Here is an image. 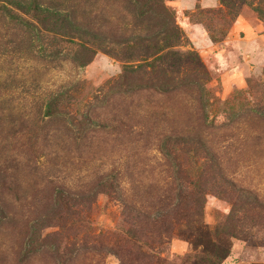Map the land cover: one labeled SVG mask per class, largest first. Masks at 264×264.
Here are the masks:
<instances>
[{
  "label": "rangeland",
  "instance_id": "374dc122",
  "mask_svg": "<svg viewBox=\"0 0 264 264\" xmlns=\"http://www.w3.org/2000/svg\"><path fill=\"white\" fill-rule=\"evenodd\" d=\"M166 1L173 47L143 38L152 0H0V264H193L192 212L222 264H264V216L205 151L264 200V0Z\"/></svg>",
  "mask_w": 264,
  "mask_h": 264
},
{
  "label": "trees",
  "instance_id": "16d2710c",
  "mask_svg": "<svg viewBox=\"0 0 264 264\" xmlns=\"http://www.w3.org/2000/svg\"><path fill=\"white\" fill-rule=\"evenodd\" d=\"M155 2L158 6H161L163 11H160L159 14L156 11H150L153 15L151 20L156 19L154 27H161L157 32L153 33V35H147L143 36L144 39H146L149 44L152 45H157L158 44V36H164V39L168 42L167 47H173L172 43L174 41L178 42L182 38H184V32L178 27V24H176L175 21V13L168 8L167 1L166 0H152ZM164 14V16H162ZM159 17V18H158ZM165 27L162 29V27ZM171 41V42H170ZM76 46L79 48L80 51L83 52H90L92 51V46L90 42H85L81 41L78 43H75ZM53 54L58 55L60 52H54ZM60 57V56H59ZM174 140L179 143L180 141H183L184 143L188 142V139L181 138V137H175ZM200 143V147L202 148V145H204L202 142H197ZM206 158L211 160L212 163V168H213V178L211 176V181L214 183H217L219 187H223V191H219L220 195L224 197H235L238 199V201H241L244 203L245 208L249 207L248 211L251 210V212H255L258 215L264 216V200L256 193L253 192L247 188H242V187H237V185L228 180L224 174L221 171L220 164L218 161L215 159L214 156H212L208 150H206ZM127 166V165H126ZM125 167V166H124ZM125 171V169H124ZM126 174H131L126 171ZM123 175V173H122ZM119 181V182H118ZM117 181V188H112L113 186L111 185L110 189H114L112 191H119V195L123 196L125 195V190L124 187L122 186L121 179ZM190 185L194 186H199L198 183H194L191 180H187ZM212 182V185H213ZM202 190V186L200 185L199 191L197 192L200 193ZM196 193L192 191H186L185 194H182L181 197L187 198V201H194L195 200V195ZM200 196V194H199ZM200 199V198H199ZM123 205L130 210V216L135 215L139 216L142 219V216L144 217H150L152 215L151 212L144 210L143 208L136 207L134 205L129 204L125 199L121 201ZM234 203V202H232ZM142 206L151 207V206H156V204H152V202H146L142 203ZM244 207V206H243ZM164 215H167V212H163ZM197 213H191V218L188 219V225L191 228V233L186 234L185 236L190 239V241L193 243H196V245H203L204 248V254L199 255L196 258V261L193 264H222L225 259L229 256L230 254V248L228 247V242L225 240L223 241L224 237H221L219 234L216 232H212L211 229H206L204 228L203 223H199L198 220L194 219L192 216H196ZM237 214L232 215V221H238L241 225L246 223V217H237ZM165 216H162V220L164 219ZM158 220V219H157ZM181 234V233H180ZM183 235V234H181ZM251 234L249 233L247 237H249ZM211 236L214 237V239H211V244L212 247H209L207 244V240L211 238ZM234 236V235H233ZM246 237V238H247ZM121 255V254H120ZM122 259L124 260L123 264H129V261L126 259V257L122 256Z\"/></svg>",
  "mask_w": 264,
  "mask_h": 264
}]
</instances>
